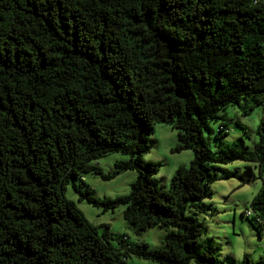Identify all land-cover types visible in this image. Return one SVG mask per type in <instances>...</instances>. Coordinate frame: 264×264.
Masks as SVG:
<instances>
[{
  "label": "trees",
  "instance_id": "trees-1",
  "mask_svg": "<svg viewBox=\"0 0 264 264\" xmlns=\"http://www.w3.org/2000/svg\"><path fill=\"white\" fill-rule=\"evenodd\" d=\"M240 100L244 113L264 103V0H0V264H224L187 211L210 207L216 179L258 177L241 215L264 225V119L250 147L238 137L215 154L202 136ZM158 122L176 130L171 152L193 153L167 187L159 163L141 158ZM118 151L127 158L101 176L133 170L127 193L83 189L84 172L101 173L93 161ZM235 159L257 173H215ZM69 182L78 200L122 204L136 233L164 227L162 244L114 246L66 197Z\"/></svg>",
  "mask_w": 264,
  "mask_h": 264
},
{
  "label": "rangeland",
  "instance_id": "rangeland-1",
  "mask_svg": "<svg viewBox=\"0 0 264 264\" xmlns=\"http://www.w3.org/2000/svg\"><path fill=\"white\" fill-rule=\"evenodd\" d=\"M249 103V99L246 100ZM244 100L239 105L229 104L221 111L222 119L209 122L207 129H202V136L208 147L216 153L226 143L233 142L242 137L244 143L250 147L256 140L255 128L259 121L264 119V103H259L250 111L243 110ZM225 123V134L218 132L219 123ZM152 140L147 152L141 155L143 160L158 162V170L153 175L159 185L169 186L170 177L179 164L188 165L193 153L190 149H182L178 152H171L177 140L176 130L170 127V123L158 122L153 125ZM123 152H113L97 158L93 161L100 170V174L91 171L84 172L81 180L83 189L88 188L96 197H114L118 194H125L134 179L133 170H125L116 173L113 177H102L101 174L112 173L114 161L126 159ZM249 165L257 173L253 162L243 159H235L226 163L218 164L215 170L217 175L235 169L240 170ZM71 182L65 186V195L73 200L76 206L83 212V215L91 224L98 226V231L105 229L110 241L114 246H137L146 242L148 247L155 248L162 244V236L166 229L162 226L147 227L138 233L122 217V204L113 209L103 210L100 206L91 205L84 199L78 200L77 192L71 187ZM260 178H254L241 183L235 177L216 179L211 182V195L202 200L201 203L209 204V208L203 213H187L195 216L205 227L199 237V241L207 239L218 246L217 257L224 264H238L243 255L252 259L262 257L264 259V225L259 227L256 223L249 221L241 215V212L248 207V203L254 193L261 187ZM128 264H155L151 260L129 254L126 257ZM190 261L187 264H194Z\"/></svg>",
  "mask_w": 264,
  "mask_h": 264
}]
</instances>
